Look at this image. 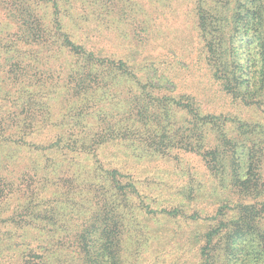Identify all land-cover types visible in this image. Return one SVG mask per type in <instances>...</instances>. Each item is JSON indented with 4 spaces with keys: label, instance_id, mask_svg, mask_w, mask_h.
Wrapping results in <instances>:
<instances>
[{
    "label": "rangeland",
    "instance_id": "374dc122",
    "mask_svg": "<svg viewBox=\"0 0 264 264\" xmlns=\"http://www.w3.org/2000/svg\"><path fill=\"white\" fill-rule=\"evenodd\" d=\"M30 1L31 8L41 2L39 10L47 12L48 37L63 29L59 18L64 30L86 51L95 49L104 56L124 59L143 82L157 81L153 84L167 95L191 97L202 114L226 118L231 138L242 142L246 126L264 128V88L260 100L248 106L214 79L199 38L196 0ZM11 3L0 0V42L19 39V26L10 16ZM227 7L230 18L235 3ZM35 15H25L22 40L34 34ZM18 47V52L9 49L10 53L0 49V63L19 51L31 56L42 50ZM7 68L4 65L2 71ZM5 75H0V81ZM50 93L44 92L43 97ZM110 94L103 90L101 96L107 100ZM56 100H50L53 108ZM11 102L5 108L0 100V123L12 122V118L20 121L6 132L0 130V264H91L84 260L79 239L100 207L107 205L106 197L113 200L117 195L113 181L105 184L107 172H117L123 184L135 191L128 196L125 209L120 202V209L114 211L125 214L121 264H198L205 234L222 218L219 212L224 208L227 219L236 217L235 192L225 188L202 157L179 150L154 155L137 143L131 148L121 141L104 144L95 155L37 149L34 143H45L64 130L37 124L31 133L26 128V112L13 98ZM94 112L96 116H86L90 130L109 128L99 117L100 112L109 113L107 103ZM122 123L127 127V122ZM21 133L31 134L22 144L6 138ZM99 184L105 185L104 191H95Z\"/></svg>",
    "mask_w": 264,
    "mask_h": 264
},
{
    "label": "trees",
    "instance_id": "16d2710c",
    "mask_svg": "<svg viewBox=\"0 0 264 264\" xmlns=\"http://www.w3.org/2000/svg\"><path fill=\"white\" fill-rule=\"evenodd\" d=\"M10 1V16L19 26V39L0 42V49L18 52V46L27 45L42 50L31 56L19 51V55L10 54L0 63V75L6 74L0 81L2 106L6 108L12 98L16 100V106L26 112V128L31 133L37 124L64 130L33 146L95 155L104 144L121 141L131 148L137 143L154 155L167 156L179 150L202 157L225 188L235 192L239 203L236 217L227 219L224 208L219 212L222 218L205 234L198 264H264V128L246 126L242 142L231 138L226 118L202 114L191 97L167 95L160 85L153 84L157 81L143 82L124 59L104 56L95 49L86 51L64 30L59 18L58 25L63 29L60 34L57 30L55 37H48L51 35L44 22L47 12L39 10L41 2L31 8L30 0ZM231 1L235 7L229 18L227 5ZM28 12L36 14L35 32L22 40ZM196 16L206 63L214 79L226 93L246 105L256 104L264 88V0H196ZM4 65L8 67L5 72ZM103 90L111 92L107 100L101 96ZM46 91L52 93L43 97ZM50 100H56L54 108ZM104 102L109 113L100 112L99 117L111 130H90L86 116H96L94 110ZM122 122H127V127ZM2 123L0 130L6 132L20 121L12 118V122ZM250 134L252 137L247 136ZM30 135L6 138L22 144ZM107 174H103L105 184L113 181L112 190L117 195L113 200L106 197L107 205L100 207L79 239L84 260L91 264H121L125 214L114 211L120 209V202L125 209L128 196L135 192L132 185L123 184L117 172ZM98 186L96 192L104 191L105 185Z\"/></svg>",
    "mask_w": 264,
    "mask_h": 264
}]
</instances>
